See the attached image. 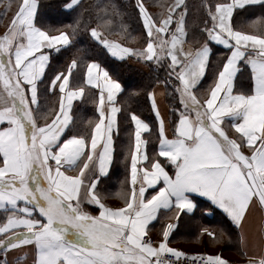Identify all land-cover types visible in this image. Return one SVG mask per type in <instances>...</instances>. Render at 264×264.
I'll return each instance as SVG.
<instances>
[{
	"label": "snow or ice",
	"instance_id": "obj_1",
	"mask_svg": "<svg viewBox=\"0 0 264 264\" xmlns=\"http://www.w3.org/2000/svg\"><path fill=\"white\" fill-rule=\"evenodd\" d=\"M255 6L264 9V0H202L195 11L204 14L203 40L194 35L199 46L185 49L190 15L186 0H174L166 13L155 17L144 0H137L146 35L144 46L135 48L110 38L119 18L120 35L137 39L123 23L115 0H97L60 27L40 22L41 0H20L0 35V211L5 214L0 250L5 255L20 252L24 264L26 249L31 264H231L222 254H189L171 247L170 237L182 215L198 207L192 194L207 197L241 229L252 206L264 209V16L246 27L234 26V14ZM63 7L76 11L82 3L67 0ZM82 32L122 61L135 58L158 66L167 62L169 77L178 81L175 91L182 108L175 110L171 138L156 92L148 93L158 119L155 155H149L144 138L150 124L130 113L134 131L124 157L127 176L115 193L123 201L120 206L107 204L98 185L114 162L122 111L118 96L124 86L96 59L86 60L79 48L62 70L47 76L52 53L75 47ZM211 42L225 46L229 54L206 95L198 96L209 69ZM242 63L251 69L248 91L236 88ZM86 90L98 116L74 131V102L83 100ZM50 97L56 103L41 113L42 98L47 104ZM86 204L96 206L97 214L86 210ZM161 210L171 215L165 216L169 222L161 229L162 238L154 242L150 225ZM203 234L217 244L231 240L223 228L204 227ZM241 243L247 256L243 233ZM258 245L260 254L249 256L247 264H264V226Z\"/></svg>",
	"mask_w": 264,
	"mask_h": 264
},
{
	"label": "trees",
	"instance_id": "obj_2",
	"mask_svg": "<svg viewBox=\"0 0 264 264\" xmlns=\"http://www.w3.org/2000/svg\"><path fill=\"white\" fill-rule=\"evenodd\" d=\"M42 9L40 13V22L46 26L51 25L53 27H60L64 24L73 22L77 15L83 10V8H89L94 5L97 0H81L82 8H77L76 11L68 10L64 8V4L67 0H41ZM145 5L148 7L149 11L154 14V17L162 12L165 13L167 7L173 2V0H144ZM202 0H186V3L190 8L189 15V41L198 47L199 44L195 43L193 36L195 35L198 39L203 40L201 36L200 29L203 28L202 20L204 19V14L201 11L197 13L195 10L200 6ZM20 0H0V22H6V19L13 18ZM115 3L119 7L121 13L123 14V23L128 26V31L136 36L135 41L129 39L126 36L120 35L119 24L121 20L116 19L112 26V32L110 34L111 39L119 40L125 43L126 46L140 48L143 47V37L146 35L143 29L142 19L139 15L138 9L136 7L137 0H115ZM9 5L11 6L9 8ZM264 9H252L248 12H239V15H251L261 12ZM85 18H87L88 13H84ZM96 21L93 20L92 26H95ZM242 21L237 17V27H241ZM246 27L245 25H242ZM109 35V33H105ZM77 48L81 49L86 60L96 59L103 66L107 67L115 78H118L122 85L124 86V91L122 92L119 102L122 106V115L120 119L119 133L117 136V151L114 160L113 169L110 175L103 179L101 184L98 185V191L104 195L109 196L110 194L116 193L120 188V182L127 176V170L125 168L126 164L124 162V157L127 154L124 147L126 144L122 142V134L131 130L132 121L130 119V113L136 112L141 116L142 119L147 121L152 125L154 131H156L155 118L153 111L151 109L149 92L153 91L157 86H163L166 94V102L171 109L170 125L174 130V122L178 118V113L175 111L180 108L179 94L175 91V85L178 81L174 77H169L167 62L161 66L156 65L153 62L141 63L144 65L139 66L135 58L116 60L109 56V54L102 48L98 46L97 43L90 37L87 32H82L79 37H77V43L75 47L68 48L67 50H62L61 53H53L51 60V68L48 70L47 76H51L55 70H62L66 63L70 61L76 54ZM219 54L218 49L215 48L214 55ZM216 59V57H214ZM214 68V65H212ZM81 73H83V64L81 65ZM167 81V83H165ZM93 97L88 93L84 100L77 104L73 112V116L77 122V128L74 131H81L87 127L86 120L96 116L95 104L92 102ZM45 104L44 99L41 100ZM56 103L55 97H50L47 103V109ZM157 144L155 140H151L149 144V151L155 152ZM107 202V201H106ZM112 204H122L123 201H108ZM199 207L202 210L211 207L206 202H199ZM217 211H213L212 219L215 223L218 221L216 218ZM5 221V214L0 211V222ZM205 224H212V221H208L204 217L197 216L191 220L185 221L186 229L190 230V233L186 234L188 237H194L197 234L199 226L202 222ZM184 228V226H183ZM182 234H179L181 236ZM231 237V233L228 232ZM232 235L234 233L232 232ZM4 251L0 250V264H3Z\"/></svg>",
	"mask_w": 264,
	"mask_h": 264
},
{
	"label": "crops",
	"instance_id": "obj_3",
	"mask_svg": "<svg viewBox=\"0 0 264 264\" xmlns=\"http://www.w3.org/2000/svg\"><path fill=\"white\" fill-rule=\"evenodd\" d=\"M174 3V0L171 4ZM170 4V5H171ZM259 6H255L253 8H250V10L252 9H259ZM69 10V9H68ZM249 10V11H250ZM1 11V8H0ZM241 11H238V13ZM166 13V11H165ZM234 14V26H236L237 23V17L240 18V20L242 21V23L240 24V26L245 25L247 26V24L253 20L256 19L260 16H264V10H262L261 12L255 13V14H251L248 16H243V15H239V14ZM12 19V18H11ZM11 19H6L7 21L5 22H0V35H3L6 31L7 28L10 24ZM247 30L251 31V28H248ZM185 49L188 48H195V46L189 41V37L186 40V43L184 45ZM211 47H212V53L210 55V61H209V69L205 75V77L202 79L200 85H198L197 88V95L198 96H203L206 95V90L208 89L209 84L212 82L213 78H214V74L219 70L220 66L223 63L224 57L229 54V50L220 44H217L215 42H211ZM215 48L218 49L219 54L214 55V51ZM55 53V52H53ZM52 53V56H53ZM109 54V53H108ZM109 56L113 59L119 60L118 58L112 57L110 54ZM216 57V59L214 58ZM129 59V58H126ZM137 64L139 66H143L144 65L141 63V61L137 60ZM212 65H214V68L212 67ZM82 76V73H81ZM253 85V81L251 79V69L250 66H248L246 63H242L241 64V72L238 73L237 75V79H236V88L242 91H248L251 89ZM156 92V99H157V104L158 107L161 111V114L165 120V125H166V131L167 134L169 135V137L171 138L173 135L174 130L171 128L170 125V116L169 114L171 113V109L169 107V105L166 102V94H165V90L163 86H157L156 88H154V90ZM88 91L86 90V95H88ZM122 94V93H121ZM121 94L118 96V104L121 106L119 99ZM84 100V99H83ZM83 100H77L74 102V107H73V112L75 110V107L77 106V104L81 103ZM150 104H151V100H150ZM41 113H44L46 108H47V104H43V102L41 101ZM122 108V106H121ZM180 108H182V106L180 105ZM152 109V106H151ZM96 111V110H95ZM153 111V115L155 118V126H156V131L153 130L152 125L150 124V132L149 133H144V138H146L148 140V153L150 156H153L156 154V152H158V119L155 116V112ZM121 115H122V111L119 114V123H120V119H121ZM98 116V114L96 113V116L90 119H96ZM49 119H51V117H49ZM89 120V119H88ZM41 123H43L44 121L41 120ZM147 122V121H146ZM87 125V120L86 123ZM225 125L228 126L230 125L229 121H225ZM227 130L229 131V134L231 136H235L236 133L234 132V130H232L230 127H227ZM134 131V124L132 122V128L131 130L124 132L122 134V142L123 144H126V146L124 147V149H126L127 151V147L129 144V139H130V134L133 133ZM117 136L118 134H116L114 136L115 139V145H116V151H117ZM151 140H155L156 144H157V148L155 152H150L149 151V144ZM245 151V154L250 155V149L245 147L243 149ZM116 151L114 154V160H115V156H116ZM114 165V162H113ZM113 165L111 168V171L113 169ZM126 168V166H125ZM127 170V168H126ZM169 170L171 171V168L169 166ZM110 171V173H111ZM70 174H75L70 173ZM193 198L195 200V202L197 203L198 207L194 210V213H190L188 215H182L181 217V222L180 225L178 227L177 230L174 231L173 235L170 237V246L171 247H175L178 248L180 250H183L185 252H188L189 254H193V253H210V254H222L224 258L228 259L231 264H247L248 262V258L249 256H258L260 254V247L258 245V241H259V234H260V229L262 226H264V209H261L259 206H252L250 214L247 217V220L245 221L243 228H239L237 226H235L232 222L231 219L227 216V214L223 211V209H220L218 206L212 204V202L207 198V197H203L200 196L199 194H192ZM106 203L111 205V206H120L122 204H112V203H108V201H116V200H120L115 193L114 194H110L109 196H106ZM199 202H206L210 207V208H205V210H202L201 207H199ZM86 210L97 214V207L93 206V205H89L86 204L85 205ZM217 211L216 213V218L218 219V221L215 223V220L212 219L213 217V211ZM166 215H171L170 213H165L164 210H161V214L158 217V220L153 222L152 225H150V228L152 229L149 233V235L151 236V238H153L155 240V242H158L162 237H161V229L163 227V225L169 221H167L165 219ZM197 216L200 217H204L205 219H207L208 221H212V224H205V221L201 223V225L199 226V229L197 231V234L194 237H188V233H190L189 229H186L185 227V221L187 220H191ZM184 226V228H183ZM207 227L210 230H215V231H219V229L223 228L227 233L230 232L231 233V240H225L222 243H214L213 239L211 237H209L207 234H203L202 236L200 235V231L202 228ZM232 232L234 233V235H232ZM241 233H243L244 237L246 238V250L248 252V255L245 256L243 255L241 249L245 247V245H243L241 243ZM179 234H182L181 236H179ZM230 236V235H229ZM25 251H27L29 253L28 258H27V264H31V251L30 249H26ZM22 254L20 252L17 251H9L7 253V255H3V260L7 259L9 261V264H24L23 260L18 259V257H20Z\"/></svg>",
	"mask_w": 264,
	"mask_h": 264
},
{
	"label": "built area",
	"instance_id": "obj_4",
	"mask_svg": "<svg viewBox=\"0 0 264 264\" xmlns=\"http://www.w3.org/2000/svg\"><path fill=\"white\" fill-rule=\"evenodd\" d=\"M152 240L155 242V240L152 238ZM189 264H190V262H189Z\"/></svg>",
	"mask_w": 264,
	"mask_h": 264
}]
</instances>
